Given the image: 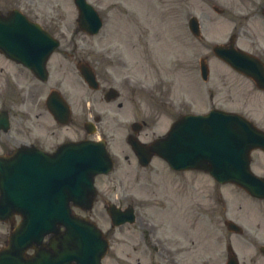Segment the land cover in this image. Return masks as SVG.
Segmentation results:
<instances>
[{
    "label": "flooded vegetation",
    "instance_id": "1",
    "mask_svg": "<svg viewBox=\"0 0 264 264\" xmlns=\"http://www.w3.org/2000/svg\"><path fill=\"white\" fill-rule=\"evenodd\" d=\"M247 1L245 9L226 11L230 13L235 38L245 42L248 50L264 64L261 41L264 39V0ZM32 3L34 0H0V14L5 17L17 10L24 16L32 15L48 32L63 40L48 58L44 71H33L26 67V59L21 62L0 50V156L26 160V151L54 156L64 143L82 140L104 139L107 146L111 142L108 139L115 140V133H118L121 141L112 144L123 152L125 160L120 165L122 175L114 180V188L118 186L120 191L115 195L110 191L103 203L120 208L124 219L133 212L134 222L125 224L126 227L136 224L140 229H147L149 243L143 242L148 249L152 240L157 243L152 251L161 264H264V197L216 180L210 187L206 183L196 186L191 172L198 170L180 171L167 165L169 169H165V173L178 179L182 175L183 182L173 195L152 194L153 206L159 212L158 221L148 210L150 204L143 202L141 193L143 186L152 184L149 174L153 171H146L150 166H142L131 149L128 155L125 145L131 139L148 142L145 129L153 114L157 120L159 114L166 113L167 128L170 129L182 126L186 114L206 112L201 109H241L264 128V117L253 110L262 108L254 104L248 106L238 97L228 96L229 93L218 91L215 95L211 90L210 104L206 108L204 100L207 99L203 94L208 78H198V94L191 98L190 84L181 80L182 76L189 75V58L185 59L183 67L169 63L165 73H159L157 68L150 74L147 63L152 67L156 65L154 49L163 38L153 27L137 25L124 32V43L121 44L136 56L129 60L125 58V52L117 48L97 52L92 44L77 41V29L75 34L67 37L61 27L50 25L57 15L55 7L50 11L46 7L40 10ZM198 16L201 24L205 10L200 9ZM201 39L196 40L201 49H205L206 43ZM127 62L137 66L141 74L128 70ZM79 66L90 71L95 84L84 80ZM221 80L226 83L222 77ZM248 80L253 97L264 100V90L252 79ZM234 102L237 103L235 106L228 105ZM127 109H135L129 122ZM138 124L140 129L136 130ZM17 151L24 154L16 156ZM262 155L251 157L250 162L259 177H264ZM115 162L113 167H116ZM19 221L18 215L7 216L2 223L7 228L0 231V247L7 242L10 229ZM165 222L177 234L159 235V226ZM137 264H142L139 258Z\"/></svg>",
    "mask_w": 264,
    "mask_h": 264
},
{
    "label": "water",
    "instance_id": "2",
    "mask_svg": "<svg viewBox=\"0 0 264 264\" xmlns=\"http://www.w3.org/2000/svg\"><path fill=\"white\" fill-rule=\"evenodd\" d=\"M75 3L81 28L88 33L97 32L101 25L97 13L85 0H75ZM24 42L26 64L30 67L44 65L58 45L35 23L26 20L25 30L12 17H0V48L16 56L15 52ZM228 48L234 47L230 44ZM213 50L235 69L250 74L248 54L227 50L222 45H215ZM185 121L190 125L185 128L182 140L176 139L174 130L170 131L150 143L145 156L143 144L131 142L141 162L146 164L152 154H157L176 168L204 169L220 182L232 181L259 194L257 188L264 186V181L250 173L249 152L256 147L264 151V132L244 117L227 112L188 115ZM60 152L56 167L53 164L37 168L35 163H26V204L22 191H17L14 199L23 221L11 234L0 264H100L107 241L94 223L72 213L70 201L85 210L91 209L96 194L94 176L108 172L112 163L101 142L94 145L81 142L75 147L64 145ZM35 172L38 174L34 175ZM8 189L9 186L5 190ZM49 234V241L43 243L44 236ZM28 247L34 248L35 253L25 258Z\"/></svg>",
    "mask_w": 264,
    "mask_h": 264
},
{
    "label": "rangeland",
    "instance_id": "3",
    "mask_svg": "<svg viewBox=\"0 0 264 264\" xmlns=\"http://www.w3.org/2000/svg\"><path fill=\"white\" fill-rule=\"evenodd\" d=\"M90 1L96 9L99 11L100 15L103 17V26L100 29L99 33L94 36H88L83 33H78L77 41L84 42L89 45L92 44L93 48L97 52H105L109 48H117L118 51H124L127 55V58L130 57L134 59L136 56L133 53H130L129 50H126L121 43H124L123 36L124 32L128 29L134 28L137 25H144L153 27L154 30H157L160 33V37L163 38L159 42L161 45L156 46L154 49L156 58V65L152 67L147 63L150 68L149 73H154L158 68V72L165 73L167 71V65L170 63H178L180 67L185 65V59L189 58V75L182 76L181 80L187 84H190V97L193 98L198 94V86L200 85L199 79L193 75L197 70H194L195 66H198V57L205 51L207 56L208 65L212 70L220 71L223 74H226V83H223L224 87H221L220 76L211 73L210 80L206 83L205 93L203 94L204 99L209 98V93L211 90L215 95L219 93H229L228 96H236L240 102H246L248 106L259 105L262 109H253L254 113L260 117H264V100L259 99L258 97H253L252 89L250 88V82L247 78L237 75L236 73L228 72L221 61H219L213 54L211 47L213 43H223L226 42L229 34L232 29V23L230 22V13L226 12L222 14H216L208 6V0L203 2L202 0H88ZM35 3L32 5H37L38 9L43 10V7H46L47 11L53 10L52 7H55L57 15L54 17V23L50 24L52 26L61 27V31H64V34L67 37L75 34L76 30V18L77 11L73 4V0H34ZM226 7V10L235 11L245 9L248 1L247 0H225L220 2ZM54 5V6H53ZM200 9L205 10V17L202 20V34L204 35V41L206 48L201 49L198 42L193 36H191L185 30L186 26V16L188 13H198ZM137 21V22H135ZM49 24V23H47ZM247 27V24H246ZM152 28V29H153ZM233 30V29H232ZM63 40V39H61ZM264 44V39H261ZM237 45L247 49V45L243 41H237ZM59 58L60 56H54ZM128 70L140 74V69L132 65L130 62H127ZM226 68V69H224ZM192 74V75H191ZM238 89V91L235 89ZM207 102L208 100H204ZM209 103V102H208ZM237 103H230L228 105L235 106ZM208 105V104H207ZM132 110L127 109L128 116L127 122L132 120L134 117ZM207 110V109H206ZM241 110V109H234ZM245 110V109H243ZM131 112V113H130ZM258 112V113H257ZM160 113V112H159ZM159 118L156 120V115L153 114L150 116V124L145 129L147 133L146 139H153L158 135L165 133L167 130V114H159ZM153 117V119L151 118ZM156 120V121H155ZM155 121V122H154ZM115 140L108 139L111 141H121L118 133H115ZM116 155L118 159L117 168L109 175L97 176L95 179V184L98 189V197L95 201L93 208L89 212L75 211L79 212L81 215H87L92 220H94L110 240V248L103 259V264H137V259L139 258L142 264H161V260L156 256L151 248L144 244L143 241L149 243L148 235L143 229L134 225L132 227H118L114 228V231L111 233L110 221L105 212L103 199L107 194L112 191L115 195L119 193L120 188L117 186L114 188L115 182L123 173L120 165L125 163L123 159V152L114 149L113 145H110L109 148ZM128 155L130 151L127 148ZM255 155H258L255 153ZM163 164V163H162ZM165 169L160 165V161L155 159L151 166L146 171H153L149 174L151 176L150 181L152 184L143 186L142 196L143 202L150 204L148 210L153 214V217L160 221L158 217L159 212L156 210L154 198L152 194L158 193L159 195H173L178 188L182 185L183 177L178 179L173 175L166 174ZM191 179L194 181V184L198 186L201 183H206L207 187H210V184L213 181L209 178L207 174L201 172H191ZM143 174V179H144ZM170 177V179L168 178ZM155 181V183H154ZM145 185V184H143ZM152 188L155 190L152 191ZM152 203V204H151ZM157 225H159L157 223ZM172 227V226H171ZM170 226L161 224L159 226V235L163 237L165 234L176 233L175 230L171 229ZM7 228L6 225L0 223V231H5ZM141 232V233H140ZM110 233V235H108Z\"/></svg>",
    "mask_w": 264,
    "mask_h": 264
}]
</instances>
